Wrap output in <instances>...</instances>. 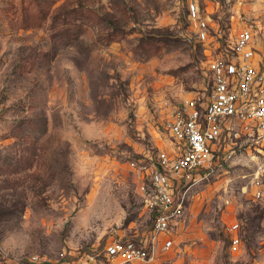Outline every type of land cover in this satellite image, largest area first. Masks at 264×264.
Segmentation results:
<instances>
[{
  "label": "rangeland",
  "instance_id": "rangeland-1",
  "mask_svg": "<svg viewBox=\"0 0 264 264\" xmlns=\"http://www.w3.org/2000/svg\"><path fill=\"white\" fill-rule=\"evenodd\" d=\"M190 1L0 0V264H111L108 244L150 230L130 163L176 151L172 110L205 102L208 60L264 19L260 0H196L199 43ZM225 149L180 182L173 245L149 264H264V135Z\"/></svg>",
  "mask_w": 264,
  "mask_h": 264
},
{
  "label": "built area",
  "instance_id": "built-area-1",
  "mask_svg": "<svg viewBox=\"0 0 264 264\" xmlns=\"http://www.w3.org/2000/svg\"><path fill=\"white\" fill-rule=\"evenodd\" d=\"M187 11L195 21L194 39L206 41L208 26L199 16L196 0L187 4ZM229 52L230 58L213 57L207 62L211 82L207 100L191 101L172 110L166 128L176 143V151L171 155L159 153L148 165L130 163V168L143 178L151 227L134 240L108 244L104 257L109 263L149 264L169 250L173 245L171 231L182 207V199H175L180 182L213 175L230 158L225 147L238 132L258 138L264 135V19L241 24ZM255 196H260L257 188ZM237 228L233 224L229 229ZM238 244L239 240L233 238L231 249L236 250Z\"/></svg>",
  "mask_w": 264,
  "mask_h": 264
}]
</instances>
